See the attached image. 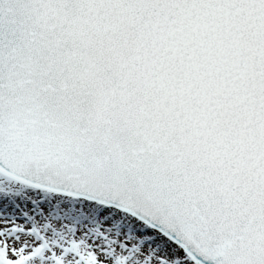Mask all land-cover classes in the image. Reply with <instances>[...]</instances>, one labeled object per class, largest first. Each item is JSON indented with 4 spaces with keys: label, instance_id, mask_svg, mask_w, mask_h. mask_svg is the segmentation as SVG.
Listing matches in <instances>:
<instances>
[{
    "label": "snow or ice",
    "instance_id": "1",
    "mask_svg": "<svg viewBox=\"0 0 264 264\" xmlns=\"http://www.w3.org/2000/svg\"><path fill=\"white\" fill-rule=\"evenodd\" d=\"M0 264H264V0H0Z\"/></svg>",
    "mask_w": 264,
    "mask_h": 264
}]
</instances>
